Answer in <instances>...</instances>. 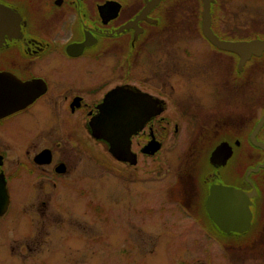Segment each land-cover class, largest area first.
Wrapping results in <instances>:
<instances>
[{
	"label": "flooded vegetation",
	"instance_id": "obj_1",
	"mask_svg": "<svg viewBox=\"0 0 264 264\" xmlns=\"http://www.w3.org/2000/svg\"><path fill=\"white\" fill-rule=\"evenodd\" d=\"M153 1L0 0V175L10 196L0 217V264H34L9 237L17 232L15 186H42L47 197L49 186L55 194L59 186L81 185L82 156L129 182L140 179L144 162L156 163L159 178L169 176L164 189L157 186L160 220L196 218L208 223V235H224L206 204L213 189H228L238 201V192L250 198L247 234L264 226V89L255 88L264 78V51L219 47L264 41V21L251 6L258 0H211L208 9L204 0L149 6ZM245 87L260 101L241 108ZM209 89L215 103L189 100L188 92L208 97ZM114 91L134 96L133 117L151 114L131 138L136 164L116 160L93 135L91 123ZM226 96L233 98L229 109ZM20 139L26 149L18 150ZM179 141L186 150L168 154ZM156 142L161 147L152 154L148 147ZM186 157L196 173L174 167ZM33 249L31 242L27 253Z\"/></svg>",
	"mask_w": 264,
	"mask_h": 264
},
{
	"label": "rangeland",
	"instance_id": "obj_2",
	"mask_svg": "<svg viewBox=\"0 0 264 264\" xmlns=\"http://www.w3.org/2000/svg\"><path fill=\"white\" fill-rule=\"evenodd\" d=\"M258 4L264 7V0H258ZM228 5L233 9L239 3ZM251 6L262 17L258 21H264V9ZM244 83L245 80L241 82ZM257 87L264 89V78ZM249 91L242 94L241 108L260 101L259 94ZM210 92L211 89L208 97L201 91L188 92L189 100L205 102V106L210 100L215 103L216 97L209 98ZM230 100L233 98H224L225 109L230 108ZM180 142L170 143L167 153H183L186 146ZM26 146L23 140L17 141L18 150ZM96 151L102 153L103 149L98 146ZM194 163L186 157L174 167L179 173L185 169L195 172ZM79 164L83 167L82 186H59L55 194L49 186L47 197L42 186H15V208L11 214L17 216V221L11 225L17 227V232L9 237L17 238V252L24 251L21 257L29 262L39 264L46 259V264H264V226L257 225L255 232L244 236L216 237L208 235V223L196 218L160 220L164 209L157 205V186H163L169 176L160 179L156 163L144 162L140 179L133 181L131 176L130 182L119 171L94 165L89 158L82 156ZM48 200L47 207L43 206L42 202ZM51 200H55L56 207ZM262 205L264 214V201ZM26 234L32 239H25ZM259 241L263 244H255ZM31 242L33 252L27 253Z\"/></svg>",
	"mask_w": 264,
	"mask_h": 264
},
{
	"label": "water",
	"instance_id": "obj_3",
	"mask_svg": "<svg viewBox=\"0 0 264 264\" xmlns=\"http://www.w3.org/2000/svg\"><path fill=\"white\" fill-rule=\"evenodd\" d=\"M159 1L154 0L149 6L156 5ZM204 2L205 7L208 9L211 0H204ZM209 37L216 42V38L210 35ZM219 47L231 51H240L247 48L249 51L257 50L260 54L264 51V41H254L245 46L219 43ZM129 97V99H126L127 94L117 91L108 94L104 103L100 106L99 115L93 119L91 127L93 135L108 144L109 152L116 160L136 164L137 161L133 160L134 155L131 152V138L144 128L151 114L146 112L145 117L142 113L140 117H133L136 111L133 105L135 98L133 95H129ZM160 147L156 142L151 144L148 149L152 154H155ZM227 190L225 189L222 192L217 189L212 190L206 204L207 212L213 224L225 236L233 234L236 236L246 235L251 230L253 221L250 198L245 193L238 192L236 194L240 198V201H238L232 195L233 193L229 194L230 191ZM228 195H230V200H226ZM9 203L10 196L6 181L3 175H0V217L8 210Z\"/></svg>",
	"mask_w": 264,
	"mask_h": 264
}]
</instances>
